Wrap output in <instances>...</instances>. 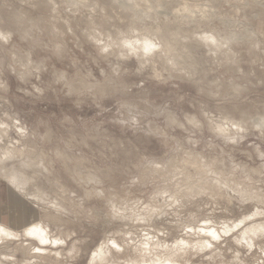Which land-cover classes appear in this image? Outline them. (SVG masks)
<instances>
[{"label": "rangeland", "instance_id": "obj_1", "mask_svg": "<svg viewBox=\"0 0 264 264\" xmlns=\"http://www.w3.org/2000/svg\"><path fill=\"white\" fill-rule=\"evenodd\" d=\"M0 131V264H264V0H0Z\"/></svg>", "mask_w": 264, "mask_h": 264}, {"label": "crops", "instance_id": "obj_2", "mask_svg": "<svg viewBox=\"0 0 264 264\" xmlns=\"http://www.w3.org/2000/svg\"><path fill=\"white\" fill-rule=\"evenodd\" d=\"M8 180L0 177V222L19 229L35 222L38 219L37 211L20 195V189Z\"/></svg>", "mask_w": 264, "mask_h": 264}, {"label": "bare ground", "instance_id": "obj_3", "mask_svg": "<svg viewBox=\"0 0 264 264\" xmlns=\"http://www.w3.org/2000/svg\"><path fill=\"white\" fill-rule=\"evenodd\" d=\"M187 4V3H186ZM188 5V4H187ZM187 5H185V9H188L189 8V6H187ZM191 7V6H190ZM2 33V32H1ZM3 34H1V36H2ZM4 35H6L5 33H4ZM7 36V35H6ZM213 37V36H212ZM2 130V129H1ZM8 132V131H7ZM0 133H1V131H0ZM4 134V133H3ZM3 134H1V135H3ZM3 148V147H2ZM5 149H7V148H4V150ZM9 149V148H8ZM2 150V149H1ZM11 150V149H10ZM3 151V150H2ZM6 151V150H5ZM8 151V150H7ZM18 152L20 151V150H17ZM10 153L12 152V151H9ZM13 152H14V150H13ZM23 152V151H22ZM2 152H0V154H1ZM12 154V153H11ZM17 154V153H16ZM16 154H13V155H16ZM21 155H22V153H20ZM18 156V155H17ZM1 157H2V155H1ZM0 157V160H3L2 158ZM10 157V156H9ZM13 157V156H12ZM16 157V156H15ZM14 157V158H15ZM6 159V156H5V158H4V160ZM11 159V158H10ZM9 160V159H8ZM7 160V161H8ZM6 161V162H7ZM12 161V160H11ZM2 162V161H1ZM5 162V163H6ZM3 163V162H2ZM8 164H6L5 165V167L7 166ZM1 166V165H0ZM2 169H3V167H2ZM1 168H0V170H2ZM15 169V168H14ZM17 170V169H16ZM3 171H4V169H3ZM6 171H8V170H6ZM13 172V171H12ZM9 176H10V181L9 182H12L14 185H15V187H17L18 189H19V186H21L22 184L24 185V182H22L21 180H20V177H19V175L18 174H16V172L14 173V174H12V173H10L9 174ZM26 178H27V176H26ZM23 179V178H22ZM24 181V180H23ZM27 181H28V179H27ZM27 181H25V182H27ZM11 184V183H10ZM26 185V184H25ZM14 187V188H15ZM16 189V188H15ZM21 189V188H20ZM23 189H24V187H23ZM22 189V190H23ZM21 192V191H20ZM6 210V209H5ZM4 210V211H5ZM16 213V212H15ZM14 223V222H13ZM258 225H260V224H258ZM260 227H261V225H260ZM250 228H254V231H255V227H250ZM249 228V230H251ZM259 228V227H258ZM257 228V229H258ZM47 229L48 228H45L44 226H43V224L42 223H39V222H33V223H31V224H29V225H27L26 227H25V231H26V233L27 234H30V235H32V236H35V237H38L40 240H42V241H44V242H48V241H51L50 239L52 238V237H50L49 236V233H48V231H47ZM256 229V230H257ZM211 230H212V228H211ZM210 230V233H212V231ZM19 231V230H18ZM16 229H14V228H12V227H10V226H8V225H5V224H3V223H1L0 222V238L2 239V238H4V237H8L9 239H10V237L12 238V237H18L19 236V232H18ZM24 231V232H25ZM259 231H260V229H259ZM262 231V230H261ZM215 232H216V230H215ZM252 232V231H251ZM247 233V232H246ZM212 234H214V233H212ZM26 235V234H25ZM216 235V234H215ZM214 236V235H213ZM20 237V236H19ZM215 237V236H214ZM8 238L6 239V240H8ZM0 239V240H1ZM14 239V238H13ZM57 240V239H56ZM58 241V240H57ZM117 243V242H116ZM106 245H107V243H106ZM100 248H102V246L100 247ZM40 249V248H39ZM100 250V249H99ZM102 250V249H101ZM101 250H100V252H101ZM103 251H105V250H103ZM106 252V251H105ZM99 253V252H98ZM102 254H103V252H101ZM102 254H101V257H103L102 256ZM96 255H98V254H96ZM108 255V254H107ZM99 256V255H98ZM104 256H106V254L104 255ZM94 259V261H95V256H92ZM101 257H99V258H101ZM98 258V257H97ZM103 259V258H102ZM101 259V260H102ZM169 259V258H168ZM167 259V261L166 262H168L169 260ZM92 259H91V261H93ZM160 260V259H159ZM93 261V262H94ZM96 261H97V259H96ZM103 261H105V260H103ZM93 262H92V264H93ZM170 262H171V260L168 262V264H170ZM102 263V262H101ZM104 263V262H103ZM131 264V263H130ZM137 264V263H136Z\"/></svg>", "mask_w": 264, "mask_h": 264}]
</instances>
